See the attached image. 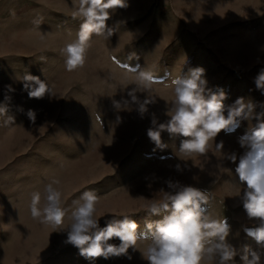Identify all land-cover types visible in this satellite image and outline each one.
Wrapping results in <instances>:
<instances>
[{
	"label": "rangeland",
	"instance_id": "rangeland-1",
	"mask_svg": "<svg viewBox=\"0 0 264 264\" xmlns=\"http://www.w3.org/2000/svg\"><path fill=\"white\" fill-rule=\"evenodd\" d=\"M126 2L108 21L113 35H93L85 65L68 72L63 49L76 39L81 23L72 15L74 0H0V104L7 105L0 115V264H148L142 252L150 241L129 248L131 259H89L66 243V230L33 219L32 193L40 192L43 204L44 186L53 180L60 181L69 209L83 191H94L97 215L105 214L101 227L114 214L129 215L139 224L138 233L146 222L162 218L150 216L146 206L162 199L159 190H168L166 181H179L206 191L209 214L226 218L228 241L241 250L235 264H243V246L259 247L245 231L258 222L249 220L241 199L234 197L236 164L224 158V153L243 154L238 140L255 119H241L234 130L222 131L203 156L182 154L181 138L167 132L162 141L168 147L156 148L147 130L153 114L158 123L169 118L174 91L166 85L197 67L205 69L213 92L226 94V107L243 97L255 105V113L264 112V93L254 82L264 70V0ZM136 67L158 78L170 73L148 93H137L141 100L147 94L156 98L143 116L137 105L117 110L112 103L130 100ZM25 74L40 77L52 95L30 98L21 80ZM29 110L36 113L34 123ZM221 140L223 152H217ZM69 224L65 219L64 228Z\"/></svg>",
	"mask_w": 264,
	"mask_h": 264
},
{
	"label": "clouds",
	"instance_id": "clouds-1",
	"mask_svg": "<svg viewBox=\"0 0 264 264\" xmlns=\"http://www.w3.org/2000/svg\"><path fill=\"white\" fill-rule=\"evenodd\" d=\"M127 6L126 0H74L72 15L81 23L76 39L63 49L68 72L85 65L93 35L105 39L113 35L114 28L108 25L112 12ZM132 69L135 86L127 93L130 100H113L112 103L117 110H131V105H137L138 112L143 116L156 98L147 94L141 100L137 93H148L157 80H164L170 73L158 78L153 72L139 67ZM21 80L30 98L52 95L50 86L38 76L25 74ZM254 82L256 88L264 93V70ZM166 86H171L174 91V99L166 113L169 118L158 123L153 114L152 126L147 130L149 139L161 150L168 147L162 141V133L167 132L171 138H181L179 151L182 154L203 156L208 153L210 142H215L222 131L234 130L241 119H255V125L238 140L245 149L243 154L238 158L235 152L224 153V158L236 164L239 187L234 197L241 199L249 220L258 222L257 226L245 231L259 247L253 250L250 246H243L241 259L243 264H264V112L255 113V105L243 97L226 107V94L222 90L213 92L208 87L202 67L191 69L187 77L172 78L170 85ZM8 90L14 91L11 86ZM9 99L5 96V100ZM6 112L7 105L0 104V115ZM27 115L34 123L36 113L29 110ZM8 120L13 121V118L8 117ZM215 148L217 152H223L224 142L215 143ZM176 168L180 170V165L177 164ZM59 183V180H53L44 186L43 204L41 193H32L31 216L58 231L66 230V243L78 248L79 254L85 258L127 256L131 259L128 250L137 249L140 240L150 241L142 252L148 264H204L206 260L216 261V264H235L234 258L240 254L241 250L228 241L231 227L226 218H213L207 211L205 206L209 204V194L191 185L166 181L168 190H159L163 193L162 199L146 206L150 216L162 218L146 222L145 231L138 233L139 224L129 215L119 219V214H114L106 221V226L101 227L100 218L105 214L97 215L98 197L94 191H83L79 199L72 202L74 208L69 209L57 187ZM65 219L70 220L66 229ZM113 239H118L120 243H110Z\"/></svg>",
	"mask_w": 264,
	"mask_h": 264
}]
</instances>
